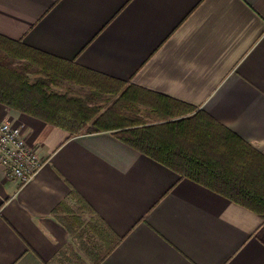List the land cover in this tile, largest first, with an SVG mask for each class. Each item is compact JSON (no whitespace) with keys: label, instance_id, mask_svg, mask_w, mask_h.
Here are the masks:
<instances>
[{"label":"crops","instance_id":"obj_1","mask_svg":"<svg viewBox=\"0 0 264 264\" xmlns=\"http://www.w3.org/2000/svg\"><path fill=\"white\" fill-rule=\"evenodd\" d=\"M0 36L194 107L264 155V0H0ZM4 122L45 165L25 185L0 166V264L69 257L83 203L104 237L91 264L115 240L99 264H264L263 218L113 133L0 104Z\"/></svg>","mask_w":264,"mask_h":264},{"label":"trees","instance_id":"obj_2","mask_svg":"<svg viewBox=\"0 0 264 264\" xmlns=\"http://www.w3.org/2000/svg\"><path fill=\"white\" fill-rule=\"evenodd\" d=\"M13 60L19 63L12 65ZM64 80L91 88L92 93L79 96L61 92L58 87ZM103 95L111 102L108 108L100 104ZM0 104L71 136L113 133L181 178L217 192L264 219V155L209 115L194 114V107L127 86L2 36ZM140 105L159 121L146 122L148 116ZM118 243L115 240L94 264Z\"/></svg>","mask_w":264,"mask_h":264},{"label":"rangeland","instance_id":"obj_3","mask_svg":"<svg viewBox=\"0 0 264 264\" xmlns=\"http://www.w3.org/2000/svg\"><path fill=\"white\" fill-rule=\"evenodd\" d=\"M12 62V65H17L19 63L15 60ZM60 84L58 90L61 92H68L79 96L92 93L91 88L82 87L73 81L64 80ZM102 97L103 99H100V104L105 108H108L111 105V102H108V100L106 101V99H108L107 96L103 95ZM140 109L145 116H148L146 122L156 123L159 121L158 117L154 114H146L150 111L148 108L140 105ZM70 212L72 217L79 222L76 223L77 229L75 231L77 240L76 247L73 248V252H71L69 257H66V259L56 264H91L92 260H94L93 256H96L94 253L99 252L100 247L104 245V237L100 233L99 222L94 214L86 207L79 208L76 206Z\"/></svg>","mask_w":264,"mask_h":264},{"label":"built area","instance_id":"obj_4","mask_svg":"<svg viewBox=\"0 0 264 264\" xmlns=\"http://www.w3.org/2000/svg\"><path fill=\"white\" fill-rule=\"evenodd\" d=\"M24 129L23 124H0V166L21 185L32 181L45 165L39 152L27 143Z\"/></svg>","mask_w":264,"mask_h":264}]
</instances>
